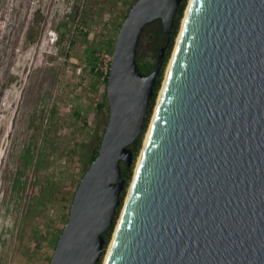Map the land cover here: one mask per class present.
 Segmentation results:
<instances>
[{
  "label": "water",
  "instance_id": "water-1",
  "mask_svg": "<svg viewBox=\"0 0 264 264\" xmlns=\"http://www.w3.org/2000/svg\"><path fill=\"white\" fill-rule=\"evenodd\" d=\"M181 0H135L105 86L108 119L48 264H96L141 133L156 67L139 36H168ZM103 264H264V0H190Z\"/></svg>",
  "mask_w": 264,
  "mask_h": 264
},
{
  "label": "rangeland",
  "instance_id": "rangeland-1",
  "mask_svg": "<svg viewBox=\"0 0 264 264\" xmlns=\"http://www.w3.org/2000/svg\"><path fill=\"white\" fill-rule=\"evenodd\" d=\"M134 2L0 0V264H48L107 115L97 107L106 84L93 74L89 51L108 53ZM155 27L142 32L137 58L152 59Z\"/></svg>",
  "mask_w": 264,
  "mask_h": 264
},
{
  "label": "trees",
  "instance_id": "trees-1",
  "mask_svg": "<svg viewBox=\"0 0 264 264\" xmlns=\"http://www.w3.org/2000/svg\"><path fill=\"white\" fill-rule=\"evenodd\" d=\"M186 1L187 0H181V3H180V5H179V7H178V9L176 11V14H175L173 27H172L171 32H170V34L168 36L164 35L161 32L159 19H155V20L147 23L144 26L143 30H142V32H143L147 26L152 25V24H156V27H155V30H154V38H156L157 41H158L154 45L152 59H143L141 57H138V58L136 57L138 67H139L140 71L143 74H148L152 70L155 69V67H156V55H157V51H158L159 47L162 46V45H165L166 48H165V52H164V56H163V62H162L160 71H159V73H158V75L156 77V81H155V85H154V93H153V95H152V97L150 99L149 105H148L147 114H146V117H145V120H144L143 129H142L141 133L137 136V138L134 140V142L130 145V148L132 149V152H133L132 162L129 165H126L124 162L120 163L121 164V173H122V176L124 177V188H123V190L121 192V195H120V203L118 204L116 212L114 214V220H113L111 226L103 233V235L105 237V246H106V244H107V242H108V240H109V238L111 236V233H112V230H113V227H114L117 215H118V211L120 209V206L122 204V201H123V198H124V195H125L126 188H127L128 183H129V181L131 179L133 166H134L137 154H138V152H139V150L141 148V145H142L143 135H144V132H145L146 127L148 125L149 117H150V114H151V111H152V108H153V105H154L156 94H157V91H158V89L160 87L161 79H162L166 64L168 62L169 56H170L171 51H172L174 38H175V36L177 34V31H178V28H179L180 19H181L182 13L184 11V7H185V4H186ZM131 5L132 4H130L129 7ZM129 7L126 9L125 13L123 14V18L122 19H124V17L127 15ZM142 32H141V34H142ZM141 34L139 36V39L141 37ZM31 37H32L31 34H28V39L32 40ZM113 44H114V41H113V43L110 44L111 48L109 47V49H106V52H108V53L112 52ZM100 51H102V49H99V48H92L89 51L91 70H92L93 74L95 76H97V78L101 77L104 80V83L106 84L107 78H108V73H109V68H108V70L106 71L105 74H103V72L101 70H99V68H97L98 58H99V56L101 54ZM97 107L100 110L102 108H105L107 110V115H106V118L104 119V124L106 125V122H107V119H108V111L109 110H108V103H107V99H106L105 94H103L102 100L97 103ZM105 125H104V127H105ZM104 127L101 128L102 132L100 134H98L97 137H96V143L94 144V146L92 148V151H91V155L88 158V161H87L88 165H87L86 169L88 168L89 164L96 157V155L98 153V146H99V143H100V139H101ZM105 246H104V248H105ZM100 262H101V258H100L99 262H97L96 264H100Z\"/></svg>",
  "mask_w": 264,
  "mask_h": 264
},
{
  "label": "built area",
  "instance_id": "built-area-1",
  "mask_svg": "<svg viewBox=\"0 0 264 264\" xmlns=\"http://www.w3.org/2000/svg\"><path fill=\"white\" fill-rule=\"evenodd\" d=\"M110 60H111V55L108 53H101L98 62H97V68L103 72V74L106 73V71L109 68L110 65Z\"/></svg>",
  "mask_w": 264,
  "mask_h": 264
},
{
  "label": "bare ground",
  "instance_id": "bare-ground-1",
  "mask_svg": "<svg viewBox=\"0 0 264 264\" xmlns=\"http://www.w3.org/2000/svg\"><path fill=\"white\" fill-rule=\"evenodd\" d=\"M189 1H190V0H189ZM188 4H189V3H188ZM187 6H188V5H187ZM186 11H187V7H186L185 12H186ZM184 17H185V13H184ZM184 17H183V19H182V24H183ZM178 37H179V34H178V36H177V38H176V42H177V40H178ZM175 45H176V44H175ZM174 48H175V47H174ZM171 59H172V56H171L170 61H169V64H168V67H167V70H166L165 77H166V75H167V71H168V68H169V66H170ZM164 81H165V78H164ZM164 81H163V84H164ZM162 87H163V85H162ZM162 87H161V89H160V91H159V95H158L157 101H158V99H159V96H160V93H161ZM156 105H157V102H156ZM156 105H155V108H156ZM155 108H154V110H155ZM153 113H154V112H153ZM152 118H153V116H152ZM152 118H151V120H152ZM150 125H151V122H150L149 127H148V130H147V132H146L145 139H146V137H147V135H148V132H149V130H150ZM145 139H144V141H145ZM142 150H143V147H142ZM142 150H141V152H142ZM141 152H140V154H139V156H138V161H139V158H140ZM137 163H138V162H137ZM134 173H135V171H134ZM126 197H127V195H126ZM114 232H115V231H114ZM110 244H111V241H110ZM110 244L108 245V248H107L106 254H107V252H108V250H109V246H110ZM106 254H105V257H106ZM104 259H105V258H104Z\"/></svg>",
  "mask_w": 264,
  "mask_h": 264
}]
</instances>
